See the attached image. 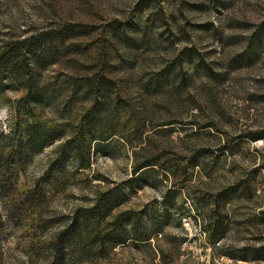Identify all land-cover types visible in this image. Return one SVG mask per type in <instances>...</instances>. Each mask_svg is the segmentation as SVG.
Returning <instances> with one entry per match:
<instances>
[{
  "label": "rangeland",
  "instance_id": "374dc122",
  "mask_svg": "<svg viewBox=\"0 0 264 264\" xmlns=\"http://www.w3.org/2000/svg\"><path fill=\"white\" fill-rule=\"evenodd\" d=\"M32 34L41 49L0 71V150L19 149L26 118L63 134L26 149L18 174L0 168L39 199L15 207L0 190V264H264V0H0V47ZM94 76L107 88L88 91ZM26 95L34 117L16 109ZM97 100L117 131L81 168L61 145ZM149 157L159 163L135 174ZM118 187L102 226L125 214L136 231L77 236Z\"/></svg>",
  "mask_w": 264,
  "mask_h": 264
},
{
  "label": "trees",
  "instance_id": "16d2710c",
  "mask_svg": "<svg viewBox=\"0 0 264 264\" xmlns=\"http://www.w3.org/2000/svg\"><path fill=\"white\" fill-rule=\"evenodd\" d=\"M41 47L42 39L39 34H32L21 39H16L6 44V46L0 47V71L1 69L6 68V70H8L10 74H15L16 71L20 69L18 66L19 62L17 57L19 52H31L33 49L38 50L41 49ZM168 71L169 70L160 72L159 76L156 79L159 80V82L160 80L163 81L165 76L168 74ZM28 84L29 88L33 87L32 84L30 85V82ZM83 85L88 91H90V89H93L99 92L100 90H104L107 88L108 82L102 76H94V78L90 77L86 79ZM33 104L34 102L32 99H30V95H26L22 103L20 101V104L16 109L18 110V112L22 111L23 114L26 115V117H34ZM100 104L101 102L97 100L84 112L78 123L74 125V127L70 131L72 132L71 137L61 145L62 148H69L67 150V153H70L72 155L77 166L81 168H87L90 166L91 154L95 143L103 144L107 142L117 131L116 122L114 120V116L116 115L114 114L115 109L109 110V114L103 116V109ZM119 104L117 103L115 104V106L118 107ZM61 129H59V126H48L39 118H34L32 122H29L28 118H26L25 128H23L22 134H18V141H16L19 149L15 147L16 144L13 145L15 143L14 142L10 146L11 150H8L7 152L3 149L0 150V168H2L3 170H12L13 172H16V169L20 170L19 167H14L15 163H17L16 160L24 156L25 150L29 148H43L46 144L63 134L59 132V130ZM254 137L256 136H253V138ZM62 155L63 157L65 156V154ZM147 159L148 160L144 162H137L134 168L135 174H140L146 169L153 168V166L159 163L155 157H149ZM16 174H18V172H16ZM6 183L7 181L0 179V190L6 188L9 191V198L12 203H14L15 207L22 206V203L26 205L34 203L36 205V201L39 200L38 198H36L37 195L35 193V191H37V188H30L29 190H23V192H19L17 191L16 187H14L13 185L7 186ZM99 195L100 196L98 197V202L96 203L94 208L86 213V215L84 216L85 222H83L82 225H79V231L76 232V234L77 236L85 234L87 240H90V242L92 241L91 244L97 241L98 243L100 241L101 243L110 241V244L119 243L121 241L117 239L115 240V237L117 235V237H122L121 234H124L127 231V226L131 227L130 230H132V232L136 231V223H128L125 220V214H119L118 216H115L112 221L104 220V222L106 223V228L105 225L102 226L101 221L111 213L114 207H117L124 201L125 195L123 193V190L119 187L116 189L112 188L106 193H100ZM216 199V203H218L219 198ZM38 205L39 204H37V206ZM220 216L217 215L216 217H214L210 224L212 228L209 230V235L214 240V242L218 239H221L223 236L224 222L223 218ZM95 233L101 236V239H99L98 237H96L95 239ZM153 234L152 232H148L143 236H136V239L141 241H148L150 236H152ZM262 247L259 246L257 247V249H253V251H261L263 249Z\"/></svg>",
  "mask_w": 264,
  "mask_h": 264
}]
</instances>
